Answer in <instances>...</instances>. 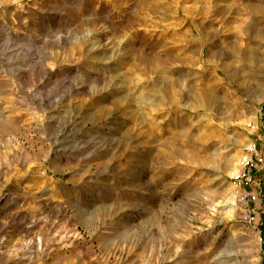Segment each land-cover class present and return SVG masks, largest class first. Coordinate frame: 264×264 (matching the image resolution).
Returning <instances> with one entry per match:
<instances>
[{
  "label": "rangeland",
  "instance_id": "obj_1",
  "mask_svg": "<svg viewBox=\"0 0 264 264\" xmlns=\"http://www.w3.org/2000/svg\"><path fill=\"white\" fill-rule=\"evenodd\" d=\"M253 143L264 0H0V264H264Z\"/></svg>",
  "mask_w": 264,
  "mask_h": 264
},
{
  "label": "built area",
  "instance_id": "obj_2",
  "mask_svg": "<svg viewBox=\"0 0 264 264\" xmlns=\"http://www.w3.org/2000/svg\"><path fill=\"white\" fill-rule=\"evenodd\" d=\"M264 167V156L260 152L257 143L250 146L248 156L241 163L240 170L237 174V181L242 188L241 199L247 207L246 221L253 223L257 219V211L261 209V200L256 191V186H259L256 172ZM255 204L252 208L250 205ZM256 203H260L256 205Z\"/></svg>",
  "mask_w": 264,
  "mask_h": 264
},
{
  "label": "bare ground",
  "instance_id": "obj_3",
  "mask_svg": "<svg viewBox=\"0 0 264 264\" xmlns=\"http://www.w3.org/2000/svg\"><path fill=\"white\" fill-rule=\"evenodd\" d=\"M258 8V7H257ZM259 9V8H258Z\"/></svg>",
  "mask_w": 264,
  "mask_h": 264
}]
</instances>
